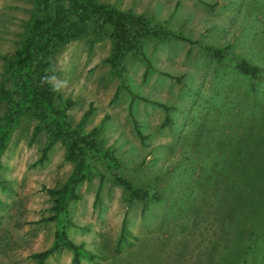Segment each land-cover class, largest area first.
Returning <instances> with one entry per match:
<instances>
[{
    "label": "rangeland",
    "instance_id": "374dc122",
    "mask_svg": "<svg viewBox=\"0 0 264 264\" xmlns=\"http://www.w3.org/2000/svg\"><path fill=\"white\" fill-rule=\"evenodd\" d=\"M71 3L0 0V129L19 114L0 157V264H38L58 232L92 254L77 264H264V158L252 151L264 138V78L238 66L264 69V0L74 2L132 25L120 76L109 60L116 27ZM56 20L69 40L34 45L32 80L94 143L64 211L49 191L71 186L69 137L54 139L17 63ZM44 264L76 263L58 245Z\"/></svg>",
    "mask_w": 264,
    "mask_h": 264
},
{
    "label": "trees",
    "instance_id": "16d2710c",
    "mask_svg": "<svg viewBox=\"0 0 264 264\" xmlns=\"http://www.w3.org/2000/svg\"><path fill=\"white\" fill-rule=\"evenodd\" d=\"M80 0H70L72 2V8L71 12H77L80 16H83L87 19H90L95 22L96 25L102 26L106 23L113 24L118 33H115V41L112 49V57H110V62L113 64V68L115 72L121 75V64H118L121 60V56L124 54V47L125 44L129 43L130 36H127V28L131 27L132 25H128L126 22H124V16L122 14L115 15V13H109L106 17L101 15V9L98 11H88V9H81L76 7V4H73L74 2H79ZM62 4V0H58V6ZM59 19V16H58ZM35 20H38L37 17H35ZM143 22L139 23L142 24ZM148 25H145L144 29H148ZM178 38V37H176ZM69 40L68 34L63 28L62 23H59L58 20L53 24V26L44 34L42 39L38 42L33 43L30 47H24L20 49L18 52V55H25L29 51V53L25 56L26 58L24 60H21L19 63V73L24 72L27 74L23 81V93L25 97H27L36 107V109H40L42 111V115H40V118L43 120H46L49 118L51 125L53 126L51 129L52 134L54 136V139L62 138L63 135H66L69 137L67 144V157L69 160L74 162L75 169L73 172V179L71 181V186H66L62 190L59 191H49L50 194H55L57 196L56 199V206L60 211L65 210L66 206V200H67V194H72V184H76L79 182L83 175L88 171V165L86 160V154L87 151L92 150L94 143L92 140L91 135H84L79 136L75 132H73L70 127L65 122L66 114L64 109H55L50 101H46L45 99H42L37 90L35 89V83L32 80V73H31V65L30 61L28 60L31 56L32 50L35 46H47V47H55L60 48L64 44L67 43ZM122 42V43H121ZM215 52V51H213ZM215 55L222 59L224 58L222 53L215 52ZM16 64V63H15ZM12 64L11 66H13ZM239 68L245 72L247 75L251 76L252 79H258V78H264V69L250 65L244 60L238 61ZM12 73V72H11ZM19 114L16 109H13L11 112L7 114V116L4 119L3 126H1L0 129V157L5 151L8 141L10 139V134L12 130L16 126V121ZM138 134H140L138 132ZM261 145L260 149H252V151L261 150V153L264 158V138L261 139V142L259 143ZM258 145V146H259ZM47 153V149H44L42 152V159L45 158ZM99 157H102L109 166H115L117 165V162L115 161L114 157L109 153L105 152L102 154H99ZM1 165V164H0ZM1 167V166H0ZM248 173L252 174V171H248ZM256 175V174H255ZM126 190L130 193L131 198H146L145 195H141L138 191H135L130 187V185L122 181L121 182ZM71 187V188H70ZM74 196L73 194L71 195ZM146 196V197H145ZM58 245H62L63 247H66L70 249L73 253V262L78 263V259L80 257L92 258V254L86 250H84L80 245L74 244L71 240H69L64 233H57L55 237V242L52 245V247L44 252L38 253L35 255V258L38 261V264H44L46 258L51 255L55 248Z\"/></svg>",
    "mask_w": 264,
    "mask_h": 264
}]
</instances>
